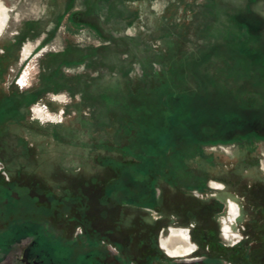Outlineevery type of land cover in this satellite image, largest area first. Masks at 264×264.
<instances>
[{
  "label": "rangeland",
  "instance_id": "obj_1",
  "mask_svg": "<svg viewBox=\"0 0 264 264\" xmlns=\"http://www.w3.org/2000/svg\"><path fill=\"white\" fill-rule=\"evenodd\" d=\"M0 26V228L264 264V0H0Z\"/></svg>",
  "mask_w": 264,
  "mask_h": 264
},
{
  "label": "flooded vegetation",
  "instance_id": "obj_2",
  "mask_svg": "<svg viewBox=\"0 0 264 264\" xmlns=\"http://www.w3.org/2000/svg\"><path fill=\"white\" fill-rule=\"evenodd\" d=\"M20 223L8 222L0 228V264H148L147 259H150V255L139 256L140 251H135L134 247L132 251L136 256L124 255L130 244L112 238L115 242L111 245L114 246L95 241L97 247L89 243V249L82 255L80 251L68 252L54 234L50 238L45 237L38 224L28 226ZM158 247L163 250L161 244Z\"/></svg>",
  "mask_w": 264,
  "mask_h": 264
},
{
  "label": "bare ground",
  "instance_id": "obj_3",
  "mask_svg": "<svg viewBox=\"0 0 264 264\" xmlns=\"http://www.w3.org/2000/svg\"><path fill=\"white\" fill-rule=\"evenodd\" d=\"M228 210H229L228 213H229L230 220H232L231 219L232 217H236L238 215L237 205H235L231 200L228 201ZM224 225H225V228L224 227L223 228H224V231L226 232V229L230 228L229 227L230 224L228 223L227 225V221H225ZM181 237L182 239H184L183 241H186L187 232L185 230L182 232ZM161 244H162V248L167 252V254L172 257L179 256V255H188L193 251V249L187 246L186 244H177L173 248L168 247L164 242H162Z\"/></svg>",
  "mask_w": 264,
  "mask_h": 264
},
{
  "label": "trees",
  "instance_id": "obj_4",
  "mask_svg": "<svg viewBox=\"0 0 264 264\" xmlns=\"http://www.w3.org/2000/svg\"><path fill=\"white\" fill-rule=\"evenodd\" d=\"M143 203H145V204H147V203H148V204H149V200H145Z\"/></svg>",
  "mask_w": 264,
  "mask_h": 264
},
{
  "label": "built area",
  "instance_id": "obj_5",
  "mask_svg": "<svg viewBox=\"0 0 264 264\" xmlns=\"http://www.w3.org/2000/svg\"><path fill=\"white\" fill-rule=\"evenodd\" d=\"M31 111L34 113V109H31ZM38 117V116H37ZM221 230H223V228H221Z\"/></svg>",
  "mask_w": 264,
  "mask_h": 264
}]
</instances>
